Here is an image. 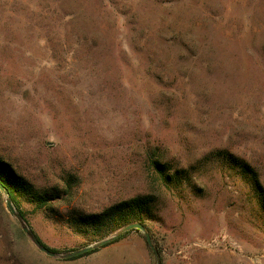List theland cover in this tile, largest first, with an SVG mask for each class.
<instances>
[{
    "label": "rangeland",
    "instance_id": "obj_1",
    "mask_svg": "<svg viewBox=\"0 0 264 264\" xmlns=\"http://www.w3.org/2000/svg\"><path fill=\"white\" fill-rule=\"evenodd\" d=\"M220 154V155H219ZM264 0H0V159L52 207L0 191V264H264ZM158 160L190 170L166 186ZM151 196L146 233L89 256L68 223ZM122 229L120 232H124Z\"/></svg>",
    "mask_w": 264,
    "mask_h": 264
},
{
    "label": "trees",
    "instance_id": "obj_2",
    "mask_svg": "<svg viewBox=\"0 0 264 264\" xmlns=\"http://www.w3.org/2000/svg\"><path fill=\"white\" fill-rule=\"evenodd\" d=\"M219 158L230 165H233L234 168L239 169L242 178L256 191L258 204L264 214V189L260 183L257 172L246 162L232 156L224 154ZM151 167L154 173L166 186H178L190 182V170H175V168L170 167L168 164H162L158 160H153L151 162ZM0 183L6 190H8L9 200L15 207L17 216L23 221H26V213L22 206L24 199L30 200L39 208L52 207L51 203L56 199L54 196L42 195L40 192L34 190L33 186L27 181L22 178H17L9 169V166L1 159ZM153 199L154 198L151 196L134 198L120 202L103 212L94 214H83L75 211L71 212L68 223L75 229V231L87 238L95 240L97 244L93 246V249L90 252L69 259L73 260L89 256L97 253L105 247L119 243L130 233L126 230L124 232L120 231L126 229V227L131 224H142L147 229L148 220H153L155 217L153 211L155 200ZM27 233L32 239L38 240L43 246L47 247L32 229H28ZM106 240L109 241L105 245L99 246L101 242ZM49 249L55 254L61 253L59 250Z\"/></svg>",
    "mask_w": 264,
    "mask_h": 264
},
{
    "label": "water",
    "instance_id": "obj_3",
    "mask_svg": "<svg viewBox=\"0 0 264 264\" xmlns=\"http://www.w3.org/2000/svg\"><path fill=\"white\" fill-rule=\"evenodd\" d=\"M0 191L4 192V193L7 195V197L9 198V192H8V190H6L5 187H4L1 183H0ZM7 205H8V207L10 208V210H11L13 213L16 212V209H15V207L13 206V204L11 203L10 200L7 201ZM125 230H126V231L139 230V231H142V232L146 233V228H145V226L142 225V224H131V225H129L128 227H126ZM25 232H28V230L26 229ZM146 239H147V243H148L149 247H150L151 249L154 250V248H153V244H152V240H151V237H150V235H149L148 233H146ZM32 241H33L34 245L37 247V249H38L41 253H43V254H45V255H47V256H49V257L63 256L64 258H72V257L80 256V255H82V254H84V253L90 252V251L93 249V246H89V247L84 248V249L79 250V251L71 252V253L66 254V255H60V254H55V253L52 252L49 248L43 246V245L41 244V242H39L38 240H36V239H32ZM108 241H109V240H106V241L101 242V243L99 244V246L105 245Z\"/></svg>",
    "mask_w": 264,
    "mask_h": 264
}]
</instances>
